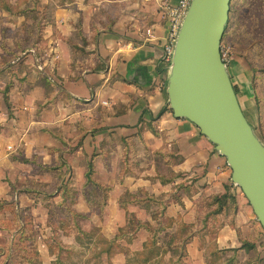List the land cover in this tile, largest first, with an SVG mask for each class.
Returning a JSON list of instances; mask_svg holds the SVG:
<instances>
[{"label": "crops", "instance_id": "0c3cea01", "mask_svg": "<svg viewBox=\"0 0 264 264\" xmlns=\"http://www.w3.org/2000/svg\"><path fill=\"white\" fill-rule=\"evenodd\" d=\"M107 1L104 11L102 5H94L101 0H0V259L5 256L8 221L23 226L22 208L34 214L50 203L46 197L34 198L36 194L72 187L84 204L77 209L99 210L101 214L93 216L95 226L121 227L126 237L116 242L138 244L134 251L139 254L150 235L143 227L134 230L141 222L156 224L154 217L131 216L134 211L140 215L151 211L152 216L155 207L144 193L166 199L170 216L172 210L180 211V204L192 216L201 197L220 196L229 184L231 170L213 144L194 124L165 108L162 82L167 73L158 70L166 67L168 27L160 13L162 5L177 0ZM31 2L44 7L38 15L43 17L41 41L18 49L45 55L28 53L20 60L2 62V29L19 28L26 12L14 14L16 5L23 8ZM38 59L52 78L37 68ZM232 66L231 79L240 67L250 80L242 64ZM8 84L9 109L3 101ZM87 177L97 184L96 191L104 189V199L93 206L87 205L93 189L91 182L85 184ZM68 179L71 183L65 185ZM231 191L237 203L233 223L228 213L212 219L210 233L195 235L186 244L184 264H205L207 246L213 243L218 249L238 248L251 238L260 251L263 229L238 188ZM7 202H13L19 213L9 212ZM25 218L36 223L31 215ZM181 221L197 225L194 217ZM174 225L176 230V220L166 231ZM251 228L254 234L249 236ZM165 253L171 256V251Z\"/></svg>", "mask_w": 264, "mask_h": 264}, {"label": "rangeland", "instance_id": "374dc122", "mask_svg": "<svg viewBox=\"0 0 264 264\" xmlns=\"http://www.w3.org/2000/svg\"><path fill=\"white\" fill-rule=\"evenodd\" d=\"M99 3V4H98ZM95 3V6L102 5V9L106 11L108 4H110L107 0ZM118 3V2H117ZM251 0H232L230 6V19L227 26H225V30L221 40V53H225V57L227 58V69L229 72L232 70V63L238 62V64H242L245 67V71L248 72V78H250V73L248 70V65L245 63V59L241 58L240 61L238 59V54H245L247 59H249L253 65H261L260 60H257L258 57L252 55V53L248 52L245 53L242 50L240 51V43L238 37H240L239 31L236 28V23L238 22H247L248 12L250 11ZM19 5H16L17 11L13 12L14 9L11 11L17 16L20 13H25V20L21 24L19 28H4L2 29L1 33V45H2V55L1 61L6 62L9 60H20L25 55L22 54L24 49L19 50L18 44L31 43L38 45V42L41 41V27H42V20L43 17H38L40 12L44 7L41 5H37L34 3L27 4L23 8H18ZM117 8V7H116ZM35 9V10H34ZM119 9V8H118ZM11 10V9H9ZM93 12L96 9L92 10ZM102 13V12H101ZM95 18V17H94ZM11 21H13L11 19ZM94 21V19H93ZM105 23L104 19L102 20ZM30 36V38H29ZM12 41V42H11ZM13 43V44H12ZM38 52V50H37ZM78 52V51H77ZM29 52L27 51L26 54ZM45 55L44 51H41L37 55L39 56ZM262 63V62H261ZM232 82L238 85L239 92L237 94L238 99L242 104V109L244 110L246 118L249 120L251 125L253 126L256 134L258 135L257 129V121H256V107H255V100H254V92L250 94L246 85L241 84L235 75L232 77ZM251 80V79H250ZM251 82V81H250ZM240 83V84H239ZM164 84V83H163ZM163 87L165 86L162 85ZM252 89V87H251ZM258 90L261 95L264 94V82H259ZM264 127V124H263ZM263 142L264 140L261 139ZM229 167V166H228ZM70 179V178H69ZM68 179L67 184L71 183ZM85 184L93 185V189L87 195V205L90 203L92 206L104 199V189L100 187L99 191L95 189L97 186L96 183L93 182L91 178H89ZM53 180V179H52ZM55 183H58L55 179L53 180ZM237 187V186H236ZM71 191L66 193L67 199L62 200L61 196H58L57 192L45 193L44 195H33L34 198L46 197L49 194L53 193V197L51 198L50 203L46 204L47 206L44 209L39 208L36 210L34 214H29L28 212L25 213L24 211H28L29 208H22L21 209V220L25 221V224L19 226L20 222H15V220H9L7 224V240H6V251L5 256L1 257L0 264H55L54 260L59 258L62 264H147L141 262V256L138 251H134L138 244H131L128 246L123 241L119 242H111L110 249L107 252L101 253V249L104 245H107V241L111 239V235L116 234L121 227L114 226L113 224H109L108 226H95V220H93V216L98 213L99 210L94 209H87L83 210L84 204H80L78 201L79 193L72 187L69 188ZM239 193L243 195L241 190L238 188ZM100 192V193H99ZM244 196V195H243ZM42 198V199H43ZM246 199V198H245ZM161 200V199H160ZM166 201V199H164ZM37 201H39L37 199ZM79 204H78V202ZM247 201V200H246ZM149 202V201H148ZM8 205L6 206L9 209V212L14 214L19 213L15 211L14 203L7 202ZM199 203V202H198ZM248 203V202H247ZM33 204V203H32ZM76 204V205H75ZM83 205V208L77 209V206ZM167 205H164V209L161 210L162 206L156 203L150 204V206L155 207L152 211H147L144 214L140 215L138 211L131 212V216L136 219L139 217L141 219H148L149 217L152 219L153 217L159 215V212L163 211V215L166 219L175 221L178 223L177 228L179 227L180 223H184L183 217H194L196 226L201 224V217L203 216L202 209H198V207L193 211V215L190 216L186 213L192 212L191 210L185 211V207L183 204L180 211L174 212L172 210L173 215L170 216L168 214ZM249 205V203H248ZM250 206V205H249ZM251 207V206H250ZM30 212V211H29ZM47 212V214H46ZM157 212V213H156ZM22 214L25 217L31 215L34 220H36L35 224L27 223V219L22 217ZM255 217V215H254ZM50 218V222L47 219ZM221 219L218 218L217 220ZM255 220L257 221L256 217ZM39 221V222H38ZM165 221V219H164ZM180 221V222H179ZM166 222V221H165ZM258 222V221H257ZM259 223V222H258ZM27 224V225H26ZM261 226V225H260ZM126 231L130 229V227H124ZM175 225L171 227L168 231H164V234L161 233L159 238H161L163 242L158 243L161 249L165 246H169L170 242H166L165 237L167 235L174 236ZM249 236L254 234L253 228L249 230ZM253 237V236H252ZM254 238V237H253ZM1 240H3L1 238ZM168 240V239H167ZM172 241V240H171ZM252 241L249 238V242ZM3 242V241H2ZM168 243V245H167ZM171 244V243H170ZM250 244H253L250 242ZM211 244L207 246L206 252L208 251ZM254 245V244H253ZM1 251L3 252V245ZM173 244L169 247L173 250L175 254V249L172 248ZM255 246V245H254ZM190 248V246H189ZM234 249V248H228ZM252 250V249H251ZM251 250H247L249 253ZM255 250V247H254ZM168 252V251H167ZM170 253V255L172 254ZM140 253V252H139ZM205 253V251H204ZM204 253L202 255H204ZM118 254V255H116ZM187 255V254H186ZM185 255V256H186ZM188 256V255H187ZM220 256V255H219ZM161 258V259H160ZM225 261L226 264H264V231H263V238L261 240V248L259 252L253 251L249 254L245 255L244 252L237 251L234 253L231 250H228L226 253L221 255L219 258L218 256L214 255L210 259L211 262H220L221 260ZM168 260V256L164 253L163 256H159L154 261L149 262L148 264H164ZM183 263V258L181 259ZM202 259H200L201 262ZM204 262L208 264L207 259L204 255ZM181 263V264H182ZM57 264V263H56ZM178 264V263H175ZM184 264V263H183Z\"/></svg>", "mask_w": 264, "mask_h": 264}, {"label": "water", "instance_id": "95a60500", "mask_svg": "<svg viewBox=\"0 0 264 264\" xmlns=\"http://www.w3.org/2000/svg\"><path fill=\"white\" fill-rule=\"evenodd\" d=\"M229 3L190 1L166 65L165 92L173 116L194 124L225 159L264 231V142L243 113L220 52ZM238 68L234 74L253 94Z\"/></svg>", "mask_w": 264, "mask_h": 264}, {"label": "trees", "instance_id": "16d2710c", "mask_svg": "<svg viewBox=\"0 0 264 264\" xmlns=\"http://www.w3.org/2000/svg\"><path fill=\"white\" fill-rule=\"evenodd\" d=\"M231 1L229 3V14H228V20L226 23V26L229 23L230 19V6ZM255 5L254 7H251L250 11L247 15V22H238L236 23V28L239 31L240 37H238L239 43H240V51L242 50L245 53H252L255 57H258L257 60H260L259 66L253 65V63L247 59L245 54H238V59L241 61L245 59V63L248 65V70L250 75V81H251V87L254 92V100H255V107H256V121H257V129H258V136L264 140V94L261 95L258 86L259 82H264V0H251L250 5ZM30 38V36H29ZM25 44V43H24ZM19 43L18 47H21L22 45ZM28 44V43H26ZM262 62V63H261ZM158 72H165L168 74V70L166 67L164 69L158 70ZM167 81V77L165 80H163L162 83L165 86V83ZM10 89V85H6L3 90V101L6 105V107L9 109V102H8V92ZM234 90L236 94L239 92V88L237 85H234ZM170 112L171 109L167 105L165 107ZM87 180L90 181L89 177H87ZM236 187L230 180L229 177V184L225 185V192L221 194L220 196H209V197H201L199 201L200 209L203 211V216L201 217V224L199 226H195L193 224H187V223H180L179 227L176 229V232L174 233V236L171 238V236L166 240V242H170L173 244L172 248L175 249V254L172 252L173 250L169 247L171 244L169 243V246H166L164 248H160L158 245L159 236L161 233H163L168 227L172 224V219L168 220L163 215L164 205H166V201L164 199L157 200L155 197L150 196L146 193H144V197L146 200H149V203H156L162 206L159 212V215L155 216L156 224L151 225L145 222L138 223L136 230L139 228H145L147 232L149 233L150 237L147 241L143 242L142 250L140 251L139 255L141 256V262H148V261H154L156 257L160 255V253H165L168 250L172 252L171 256L168 258V260L164 264H181L182 258L186 255V244L192 239L193 236L198 235L201 236L205 233H210L212 230V226H209V222L212 219L220 218L222 216H226V214H229L230 223L232 224V217L236 213L237 203L236 198L231 191V188ZM67 188H63L60 193H58L62 200L67 199L66 193H68ZM54 195L49 194L46 196L47 199H51ZM136 199V198H135ZM156 212V213H157ZM165 219V221H164ZM50 218L47 219L49 221ZM50 222V221H49ZM126 232L120 229V232L117 233L112 239L107 241V245H104L101 249V253L107 252L110 248L111 242H116L118 238H122L125 236ZM126 237V236H125ZM172 240V241H171ZM168 245V243H167ZM254 245L250 244L249 239L243 240L242 245L238 248L234 249H218L217 246L213 243L210 245L208 251L206 252V259L208 264H226L224 259L220 262H211L212 256L216 255L219 258L221 255L226 253L228 250L233 251L236 253L240 249H246V250H253ZM220 255V256H219ZM161 259V258H160ZM55 264H62L61 260L59 258H56L54 260Z\"/></svg>", "mask_w": 264, "mask_h": 264}, {"label": "built area", "instance_id": "2783aa9c", "mask_svg": "<svg viewBox=\"0 0 264 264\" xmlns=\"http://www.w3.org/2000/svg\"><path fill=\"white\" fill-rule=\"evenodd\" d=\"M190 1L191 0H177V2L174 4L165 3L164 5H162L160 17L163 20L167 21V27H168L165 42H164V59H163L166 65L170 61L174 42L176 40L178 31L180 29L181 23L186 14ZM27 51L34 55L38 54L36 49H30ZM27 51L22 52V54L26 55ZM220 52H221V47H220ZM221 58L227 66V63L229 60H227V58L225 57V53H221ZM36 63L38 64L37 65L38 69H40L41 71H45L46 75L52 78L51 74L50 73L48 74L46 70H44L42 62H40L39 59L36 61Z\"/></svg>", "mask_w": 264, "mask_h": 264}, {"label": "bare ground", "instance_id": "6f19581e", "mask_svg": "<svg viewBox=\"0 0 264 264\" xmlns=\"http://www.w3.org/2000/svg\"><path fill=\"white\" fill-rule=\"evenodd\" d=\"M240 105H241V103H240ZM241 108H242V105H241ZM243 110V109H242ZM243 113H244V110H243ZM245 114V113H244Z\"/></svg>", "mask_w": 264, "mask_h": 264}]
</instances>
